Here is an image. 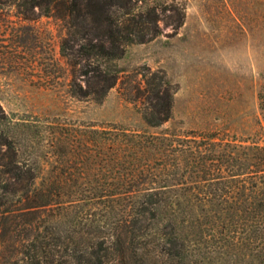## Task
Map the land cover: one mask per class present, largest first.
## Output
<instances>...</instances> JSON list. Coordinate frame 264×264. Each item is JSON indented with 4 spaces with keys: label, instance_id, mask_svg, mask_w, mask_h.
Listing matches in <instances>:
<instances>
[{
    "label": "trees",
    "instance_id": "1",
    "mask_svg": "<svg viewBox=\"0 0 264 264\" xmlns=\"http://www.w3.org/2000/svg\"><path fill=\"white\" fill-rule=\"evenodd\" d=\"M1 1L21 20L39 13L65 24L62 55L80 67L69 93L97 104L129 46L160 37L162 22L177 31L185 17L176 0ZM146 71L131 100L148 129L161 128L174 91L164 72ZM258 134L247 144L90 128L77 147L59 142L61 165L40 178L0 102V264H264V120Z\"/></svg>",
    "mask_w": 264,
    "mask_h": 264
},
{
    "label": "rangeland",
    "instance_id": "2",
    "mask_svg": "<svg viewBox=\"0 0 264 264\" xmlns=\"http://www.w3.org/2000/svg\"><path fill=\"white\" fill-rule=\"evenodd\" d=\"M176 2L184 9L183 26L175 31L162 22L160 37L129 46L117 61V85L97 104L69 93L80 67L62 55L65 24L39 13L21 20L16 8L0 0V53L6 56L0 59V102L21 159L38 165L40 178L61 165L65 149L59 142L77 147L90 128L258 141L264 120V0ZM168 16L162 19L171 24ZM147 68L164 72L174 91L173 118L161 128L148 129L131 100L137 86L144 88ZM94 177L100 175L78 178ZM5 255L10 258L12 250Z\"/></svg>",
    "mask_w": 264,
    "mask_h": 264
}]
</instances>
